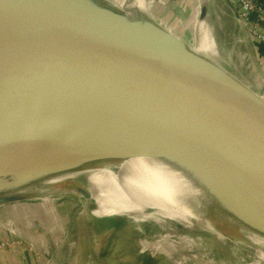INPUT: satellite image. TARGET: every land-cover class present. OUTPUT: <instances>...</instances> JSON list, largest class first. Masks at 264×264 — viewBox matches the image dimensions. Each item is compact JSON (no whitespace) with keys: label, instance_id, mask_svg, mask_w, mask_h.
I'll return each instance as SVG.
<instances>
[{"label":"water","instance_id":"water-1","mask_svg":"<svg viewBox=\"0 0 264 264\" xmlns=\"http://www.w3.org/2000/svg\"><path fill=\"white\" fill-rule=\"evenodd\" d=\"M131 3L0 0V206L28 199L9 194L24 184L22 152L59 121L84 155L61 151L43 175L96 158L161 159L201 189L205 225L264 251L241 231L264 238V88ZM197 8L204 19L208 0Z\"/></svg>","mask_w":264,"mask_h":264},{"label":"rangeland","instance_id":"rangeland-1","mask_svg":"<svg viewBox=\"0 0 264 264\" xmlns=\"http://www.w3.org/2000/svg\"><path fill=\"white\" fill-rule=\"evenodd\" d=\"M108 1L121 9L124 2L133 0ZM216 4L227 6L224 0H209L208 12L211 16ZM149 9L153 16L181 35L187 38L193 35L195 43L192 48L197 51L201 21L197 19L198 8L194 0H150ZM231 14L227 23L220 19L221 30L216 32L214 29L216 49L245 73L251 71L258 81L260 64L253 52L251 34ZM239 59L246 61L240 65ZM47 198L50 204H42L40 200L43 198L35 196L13 203L12 208L0 206V247L6 249L16 245L26 248L33 253L32 264H173L162 255L155 258L149 256L142 251L140 244L148 235L163 229L161 218L153 210L159 207L149 208L123 220L114 216H94L91 213L92 203L70 190L55 192ZM190 214L188 216L199 219ZM208 217L218 219L215 214ZM203 234L198 251L214 264H252L250 261L260 258L256 248L253 256L251 249L241 244L222 236L209 238L208 234ZM246 246L251 245L246 242ZM181 264L195 263L185 261Z\"/></svg>","mask_w":264,"mask_h":264},{"label":"bare ground","instance_id":"bare-ground-1","mask_svg":"<svg viewBox=\"0 0 264 264\" xmlns=\"http://www.w3.org/2000/svg\"><path fill=\"white\" fill-rule=\"evenodd\" d=\"M194 1L198 5L199 0ZM149 3L150 0H133L131 4L151 13ZM221 9L222 7L216 4L212 8L213 16L208 12L206 17L200 20L201 29L197 39V51L216 63L218 54L213 34L214 29L221 28ZM244 60L239 59V64L243 65ZM261 97L264 100V94ZM23 136L22 134L20 137ZM28 144L29 147L22 152L28 164L23 173L24 184L9 194L15 197L39 196L43 198L40 200L42 204H50L48 195L67 190L73 192V189L78 188L86 193L87 199L92 203L91 213L94 216H114L123 220L149 208L159 207L153 210L154 214L161 218L163 229L148 235L147 239H142V251L153 258L162 255L173 264L185 261L214 264L198 250L202 246L203 233L208 234L209 238L221 235L205 225L196 213L197 198L200 199L203 192L193 185L188 173L161 159L135 157L115 164L97 158L90 159L84 165L43 175L42 172L50 160L61 151L77 156L84 155L78 148L75 137L59 121L44 138L30 139ZM4 196L5 192L0 194V197ZM188 197L196 199L193 198V202H190ZM5 206L14 207L13 203ZM190 213L199 219L188 216ZM241 231L251 243L264 249L263 237L243 227ZM256 250L260 253V258L250 262L264 264V251L258 248Z\"/></svg>","mask_w":264,"mask_h":264},{"label":"crops","instance_id":"crops-1","mask_svg":"<svg viewBox=\"0 0 264 264\" xmlns=\"http://www.w3.org/2000/svg\"><path fill=\"white\" fill-rule=\"evenodd\" d=\"M256 1L264 6V0ZM222 9L223 11L222 13H220L219 21L222 18L224 22L227 23V21H229V17L232 16L231 11L228 6H224V8L222 7ZM221 29L222 28L218 30ZM250 34L252 38V45L254 48L253 52L255 53L260 66L264 68V43L260 42L252 33ZM33 261V253L29 252V250H26V248H22L16 245H12L11 247H8L6 249L0 247V264H32Z\"/></svg>","mask_w":264,"mask_h":264},{"label":"built area","instance_id":"built-area-1","mask_svg":"<svg viewBox=\"0 0 264 264\" xmlns=\"http://www.w3.org/2000/svg\"><path fill=\"white\" fill-rule=\"evenodd\" d=\"M230 2L236 8L239 20L248 28V33H252L260 42L264 43V6L256 0H230ZM262 70L263 73L261 72L257 78L264 88L263 67Z\"/></svg>","mask_w":264,"mask_h":264}]
</instances>
